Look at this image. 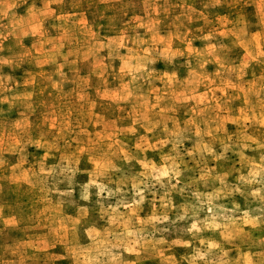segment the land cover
Wrapping results in <instances>:
<instances>
[{"label": "rangeland", "instance_id": "374dc122", "mask_svg": "<svg viewBox=\"0 0 264 264\" xmlns=\"http://www.w3.org/2000/svg\"><path fill=\"white\" fill-rule=\"evenodd\" d=\"M0 264H264V0H0Z\"/></svg>", "mask_w": 264, "mask_h": 264}]
</instances>
